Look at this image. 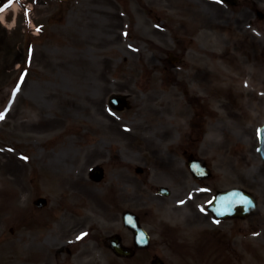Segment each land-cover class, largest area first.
I'll use <instances>...</instances> for the list:
<instances>
[{
    "label": "rangeland",
    "instance_id": "obj_1",
    "mask_svg": "<svg viewBox=\"0 0 264 264\" xmlns=\"http://www.w3.org/2000/svg\"><path fill=\"white\" fill-rule=\"evenodd\" d=\"M138 1L139 4L136 0H74L66 5H60L56 0L32 1L33 6L40 7L46 4L50 12L57 11L58 8L64 9L65 15L59 19L57 14L51 13L49 19L37 21L45 24V33L33 41L32 67L25 80L23 79L25 86L17 97L9 119L0 127V264H150L153 255L160 256L165 264H222L220 257L217 262L215 261L220 250L217 249L214 238L209 240L208 258L202 250L205 239L200 231L205 227L200 225H203L204 218L198 213L191 215L190 210L188 213L182 208H176L170 213L168 207L169 205L172 207L173 200L158 197L155 192L156 187L152 185L175 182L178 192L181 193L183 190L179 182L174 178L164 179L162 175H159L158 179L155 178L154 167L149 163L152 159L146 155L139 157L137 129L139 119L144 117L153 104L159 105V112L164 110L163 118L170 117L169 104L166 105L167 93L154 85L159 101L152 104L151 99L148 98L151 91H140L131 83L132 110L122 115L123 120L120 123L131 126L132 132L123 133L115 124H118L117 118L107 116L103 109L99 108L100 100L105 95L101 82L106 81L105 73L100 74L99 59L108 58L109 62H104L105 69H109V73L112 74L108 78L117 76L121 84L125 73L135 69L139 61L143 66L152 65V68L158 72L156 74L162 75L168 53L179 55L176 51L180 42L186 45L188 54L186 59L189 61L196 59L203 48H208V52H228L231 40H235L245 50L253 46L254 57L257 58L259 53L264 51V21L257 19L255 10L259 9L264 13V0H242L240 7L234 9L226 8L215 0ZM105 8L110 9V17L105 15ZM141 8H145L144 11ZM75 10L79 11L80 23L85 25L86 30H80L81 33H85L84 35L77 34L79 30L76 27ZM154 11L156 16L161 15L170 23V32L161 26L162 22L159 24L154 21L152 18ZM14 13L12 16H7L5 26L0 24L1 102L6 100L9 91L5 90L4 93V87L9 89L12 84H8L18 76L20 69L24 68L25 50L29 42V30L23 25L21 14L15 22ZM60 21L62 24L59 23ZM119 21L124 28L125 25L129 27V35L125 41L122 38V41L117 43L107 39L111 31L104 26L109 23L115 28V24ZM252 22L257 24L253 27ZM156 24L161 29L158 30ZM120 60H123L124 66L122 71H117L115 66ZM199 64L191 62L186 71L177 74V80L183 81L184 78L187 80L185 82L187 84L182 86V89L192 88L195 89L193 92H196L197 81L191 77L197 74L198 70H194V67H198ZM19 66L21 68L18 69ZM259 68L262 69V64L257 62L254 69L260 72ZM206 70L214 72L212 67ZM134 72L139 77V70ZM182 73L184 77H181ZM200 77L199 75V81L202 82ZM189 78L192 80H188ZM194 78L198 79V74ZM130 80L132 82L136 80L137 85L140 82L138 78ZM146 80V76L142 77L143 85ZM155 80L157 82V79ZM244 81L248 82V76H245ZM263 81L264 77L252 76L250 86L263 85ZM231 82L233 86H237L232 90L236 93L238 86L242 85H239L236 77ZM120 84L112 88L111 93L122 92ZM245 90L255 93L254 125L260 124L264 121V96H258L252 88ZM229 91L232 93L231 90ZM197 95H201V91H198ZM182 96L181 90H175L176 99L183 100ZM162 99L164 103L160 102ZM72 100L77 107L70 105ZM90 101L94 103L91 104ZM223 101L226 103V99ZM229 101L230 107L233 108L232 104L236 99L230 98ZM245 101L248 99L245 98ZM29 103L32 108L29 107ZM209 108L213 109L214 106ZM216 110L218 109L213 110L214 116L208 119V125L216 124L218 117ZM40 112L42 119L39 126L45 128L39 130L43 134L40 136L26 134L27 125L25 126L22 121L30 116L32 119L40 118ZM107 112L110 114L108 110ZM228 112L232 113V110ZM61 114V118L67 117L68 121L58 130L65 135L61 137L59 145L46 148L42 141L55 138L50 127L57 118L61 119L59 118ZM19 118H22L21 123H18ZM150 118L153 116L147 115L144 119ZM130 122L134 124H129ZM219 124L225 127L224 130L228 135L233 136L226 128L238 132L241 122L234 124L232 120H228ZM208 125L210 133L213 128ZM175 127L180 130V125ZM157 135L159 136V132ZM98 143L104 146L102 150L105 156L102 163L108 170L107 179L101 184L91 185L87 180V172L100 161L92 162L89 152L93 153L97 150L95 144ZM201 143L203 149L198 153L206 158L212 169H216L213 185L217 188H225L237 182L245 186L247 170L258 169L251 154L245 155L247 163L243 162L244 165L240 162L241 154L232 155L234 146L240 145L249 149L253 145L252 139L239 142L227 138L221 140L206 138ZM160 150L159 154L168 155L169 145L161 144ZM57 156L69 169L59 166L61 163L54 165L51 162ZM122 156L127 161L119 158ZM146 158L149 160L147 163L143 160ZM123 160L126 162L120 167L119 164ZM178 162L180 168L184 169L180 158ZM139 166L149 169V173L143 176V183L147 182L148 187L139 181L135 173L136 167ZM58 167L61 168L57 169ZM115 169H121L127 177V182L121 188L122 200L118 199L116 202L118 206L113 208L110 206L114 203L113 197L110 199L104 194L107 193V183ZM76 176H82L88 184L79 181L85 185L81 187L71 183L70 179ZM184 177L185 175H182L180 178ZM61 180H64L65 184ZM189 181L191 180L189 179L183 186L186 191L195 189L194 184ZM67 196L74 198L73 202L83 203H73V207H78L77 211L74 208V214L67 205L60 207V199L68 204ZM38 197L47 199V208L38 210L34 207L33 202ZM120 209L137 214L140 211L143 214L144 222L152 235V244L148 251L139 253L133 259L119 262L110 255L102 238L118 232L126 244L132 245L131 234L122 227L121 217L118 214ZM97 213L105 215V218L99 217ZM79 219L81 221L88 219L86 222L91 229L85 230H89L90 235H95L96 242L87 243L91 246L88 249L92 250L89 255L83 256L82 253L73 252L68 257L62 254L61 250L69 239L67 237L73 233L70 229L81 222ZM172 219H178L180 221L178 225L182 227L173 230L171 225L174 226L175 221ZM229 224L231 226L228 229H233V240H243L246 234L243 232L246 231L243 223ZM207 228L214 229L210 225H207ZM11 229L14 233L10 232ZM200 244L201 249H199ZM88 245L82 244L78 248L82 250ZM238 249L242 252L241 247ZM244 255L247 257L246 254ZM240 259L247 264V259L244 257ZM234 264L240 263L234 261Z\"/></svg>",
    "mask_w": 264,
    "mask_h": 264
},
{
    "label": "snow or ice",
    "instance_id": "obj_2",
    "mask_svg": "<svg viewBox=\"0 0 264 264\" xmlns=\"http://www.w3.org/2000/svg\"><path fill=\"white\" fill-rule=\"evenodd\" d=\"M215 2L222 3V0H215ZM0 11H3V8H0ZM37 30L39 31V29H37ZM0 119H3V115L2 114H0ZM80 238H82V237H80Z\"/></svg>",
    "mask_w": 264,
    "mask_h": 264
}]
</instances>
